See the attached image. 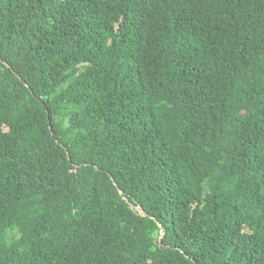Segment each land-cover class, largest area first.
I'll return each instance as SVG.
<instances>
[{"label":"trees","instance_id":"trees-1","mask_svg":"<svg viewBox=\"0 0 264 264\" xmlns=\"http://www.w3.org/2000/svg\"><path fill=\"white\" fill-rule=\"evenodd\" d=\"M0 57V264H264V0H0Z\"/></svg>","mask_w":264,"mask_h":264},{"label":"water","instance_id":"water-1","mask_svg":"<svg viewBox=\"0 0 264 264\" xmlns=\"http://www.w3.org/2000/svg\"><path fill=\"white\" fill-rule=\"evenodd\" d=\"M0 60H2V58H1V57H0ZM4 63H5V64H7L8 66H10V65H9V63H7L6 61H4ZM139 209L142 211V208H141V207H139ZM161 246H162V247H164V245H163V244H161Z\"/></svg>","mask_w":264,"mask_h":264}]
</instances>
